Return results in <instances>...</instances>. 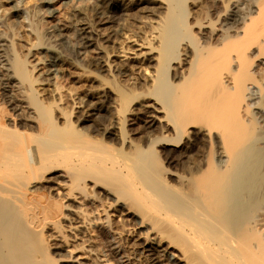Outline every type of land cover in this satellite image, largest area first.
Returning a JSON list of instances; mask_svg holds the SVG:
<instances>
[{
    "label": "bare ground",
    "instance_id": "bare-ground-1",
    "mask_svg": "<svg viewBox=\"0 0 264 264\" xmlns=\"http://www.w3.org/2000/svg\"><path fill=\"white\" fill-rule=\"evenodd\" d=\"M96 1L95 15L101 16L108 5L110 16L106 13L105 18L124 19L122 0ZM133 1V7L142 3ZM169 1L174 9L187 2ZM29 2L14 0L12 6L22 12ZM215 2L223 7L216 21L198 20L193 25L213 32L218 22L216 44L211 39L188 43L192 25L184 21L188 13L180 12L176 14L183 38L175 40L177 21L165 31L159 17L150 21L141 39L124 36L138 49L116 51L124 63L140 58L160 66L162 54L171 57L181 40L190 55H183L184 60L179 53L162 59L172 80L167 84L169 94L163 97L166 105L151 98L157 105L153 111L161 114L153 118L163 122L161 136L147 139L151 152L142 151L138 160L131 156L129 140L122 139L129 148L126 153L113 147L120 129L114 125L104 128L99 122L103 127L99 128L84 118L78 127L68 118L60 125L57 109L49 101L43 103L34 90L38 62L19 60L14 42L0 31V264H129L127 255L116 258L126 241L118 239L117 221L123 226L131 222L132 228L123 230L131 237L127 243L142 251L147 264H163V256L172 264H264V202L260 204L257 196L264 136L255 133L262 115L255 105L262 88L254 74H248L246 55L264 43V2H244L243 14L242 0ZM189 4L194 6L195 0ZM40 10L36 6L35 14ZM80 31L81 48L93 47L91 32ZM57 41L52 47L67 43ZM72 48L67 55L81 53ZM29 54L28 59L34 57ZM182 61L189 67L186 74L180 68ZM158 66H153L157 77ZM155 72L151 77L156 78ZM20 77L29 88L26 94ZM253 109L254 119L244 121L242 114ZM154 147L167 167L178 170L163 169ZM96 233L101 249L93 240Z\"/></svg>",
    "mask_w": 264,
    "mask_h": 264
},
{
    "label": "rangeland",
    "instance_id": "rangeland-1",
    "mask_svg": "<svg viewBox=\"0 0 264 264\" xmlns=\"http://www.w3.org/2000/svg\"><path fill=\"white\" fill-rule=\"evenodd\" d=\"M12 1L14 0H0V31H3L5 35L7 32L6 36L8 37V39L14 42V49L15 52L17 51L16 54H18L19 60H22L24 62L32 61L30 64L38 62L37 69L39 71L36 74L34 73L36 72V70L33 72V77L38 80L37 83H35L37 86L34 84V87L36 88H34V90H37V92L39 91L41 93L40 94L38 92V96L41 95L40 97L43 98V103H45V101V104L51 103L52 106L57 109L55 110L57 116L59 115L57 117L58 123L60 122L59 124L63 126V124L65 123V119L67 120L68 118L70 122L76 124V126L78 127L79 122H81V120L84 118L85 120H87L88 125L89 123H91V125L99 124V128L101 127V124L102 126L104 125V128L105 125H107V127L108 125L110 126V124L112 126L114 125L117 128H120L121 131L120 129L119 131H116V139H114L111 144H113V147L115 149H118L120 153H126L127 151H129V148H127L125 144L123 145L122 141L124 139V141L129 140L132 145V148L130 149V153H132L131 156L136 160H138L139 156L142 154V151H144L145 153L151 152L147 144V141L150 140V136H161V125L163 122L159 123L157 120L153 119H159V117H161V114H157L153 111V108H155L157 105H154V101L151 98H153L154 100L159 99V104L164 106L165 103L163 97H165V94H169L167 84L171 83L172 80L170 77L171 71L167 69L166 66H163L164 63L162 62L165 61H163L162 59L167 60V58H169L170 56L168 57L167 55V57L164 58L166 54H162L163 57L160 59V63L158 62L160 66H158L156 63V65L158 66L156 70H159L160 68V76L157 77V73L155 72V67H157L156 65H153L155 66L153 67L151 64H148L140 58L134 59L132 60V62L131 60H128V63H124V61H121V58L117 57L116 51L119 50V48H126L128 50L138 49L133 44H131V42H126L127 39L125 38L129 36L133 37V39H141L143 37V34L148 31V24L151 23L150 21L153 22L159 17L162 22H160V25L164 30H167L171 21L173 22V20H175L179 22H176V25L178 24L180 26V29L179 26L178 28L176 26V35H174V33L173 35L175 37L177 36L176 38L174 37L175 40L178 38V36L180 37V39L183 38V35L181 33L183 30L181 28L180 19L176 14L180 12H187L189 14L188 15L186 13L188 17L185 16V19H183L187 23V25H192L191 31L193 37L190 39H186L190 41L188 43H191L193 41L203 43V40L211 39V43L216 44L219 40L218 36L221 31V25H219L218 22H215V29L213 32L207 28L199 30L197 27H195L196 21L198 20L201 23H204L208 20L216 21L217 13L219 11L221 12V8L223 7H221V4H216L215 0H195L194 6H191L189 4L190 0H186L187 2L185 6L183 5L184 7L179 6L180 8L176 9H174L175 7L174 5H172L173 2L171 1V3H169V0H145L147 1V3H144V1L141 0L140 2L142 3L141 5H139V7H133L132 2H135L133 0H122L124 9L122 8L121 12H123L122 15L125 14V16L123 15L124 19L121 18L122 20L119 21L114 20V22L108 18H105L104 14L107 13V16L109 14L108 5L103 8V14H101V16L98 14L95 15L97 13V10L95 8V4L97 2L96 0L85 2L84 0H30L28 4L22 6V12L16 11V7L12 6ZM257 1L258 3L264 2V0H242V4L245 5L246 3L247 5L249 3ZM246 5L243 8L244 10H240L242 14L247 12ZM36 6H40L41 10L39 13L35 14ZM190 6L192 7V9L190 8ZM151 8L155 10V13ZM23 9L26 12H24L25 14H23ZM194 9L195 11H193ZM152 12L154 14H152ZM155 14L158 16L156 17ZM174 17H176V19ZM193 24H195V26ZM82 28H85L87 31L91 32V36H93L92 38L94 41L93 47L88 49L81 48L82 45L79 38L81 37V33H83V31H80V29ZM57 33L60 34V36ZM52 34L53 38L50 39L52 37ZM137 34L141 35L140 38ZM56 35L58 36L56 37ZM205 37L207 39H205ZM60 38L64 41V44L66 43L65 40H67L66 45L62 47H52V45H54L53 43H55L52 41L58 39L57 42H59ZM42 43L44 45H47H45L46 49H40ZM178 44V49L176 48V50L171 51V54L172 52L173 54H170V58H173L179 53L180 60H184L185 55H190L185 54V46L182 45L181 40H179ZM72 47L77 49V51L79 50V53H81L78 56H75L73 54L67 55L66 50L71 52L73 50ZM29 52L30 54L31 52L34 53V57L28 59L29 56L27 57V55L29 54ZM181 53L182 55H180ZM246 55L249 60L248 74L253 73L257 82L256 84H258L262 88L261 96L258 100H256L257 103L255 105L262 111L261 118L258 119L259 124L255 126V133L256 136L260 135L259 137H263L264 43L261 46L256 45L253 50H247ZM130 58H132V56ZM52 60H54V62H52V64L49 63ZM105 64H107V67L105 66ZM182 64L183 61L180 63V68L182 69L183 73L186 74L189 67L188 65H186L185 61L184 64ZM174 65L175 64H172V67ZM26 66L27 69H30L28 67V63L26 64ZM154 72L156 73V78L151 77V74ZM20 81L24 83H21L23 85H21V88H25L23 93L26 94L25 92H28V87L25 84L26 81L21 77ZM9 90H11V92L14 91V93H17L18 96L16 94L13 95H15L16 98L21 99V96L19 97V92L13 90L12 88H9ZM2 91L3 90L0 89V94H2ZM148 93H152L153 97H151V95ZM156 95H158L159 98H157ZM50 100L53 102H51ZM112 103L114 104V106H112ZM95 107H98L99 110L92 111V108ZM253 112L254 109L249 113L242 114V119L248 122L252 121V119H254ZM82 124L84 123H80L79 127H81ZM119 126H122V128ZM142 140L144 141L143 143L141 142ZM145 142L147 146H145ZM153 150L159 157V161L162 163L161 167L163 169L166 167L169 171L178 170L179 167L177 166L167 167V165H165L163 161L164 158L158 147H154ZM260 173L261 178L258 184L257 196L259 199V203L262 204L264 202V157L261 163ZM112 218L115 219L116 215H113ZM117 218L116 221L118 220ZM131 228V222L127 221L125 223V226H123L119 221H117L115 225V231L120 235V237L118 236V239L120 241L125 239L126 241L121 242L123 247L116 258L120 259L122 256L127 255L130 260L129 264H147L142 251L137 247L128 245L129 243H127V239H130L131 237H126L123 230ZM92 235L96 247L101 249L102 245L99 241L100 238L98 233ZM160 258L163 260H161V263L172 264V261L166 259L164 256ZM166 260H168L169 262H167ZM118 263L119 262L116 261V264Z\"/></svg>",
    "mask_w": 264,
    "mask_h": 264
}]
</instances>
